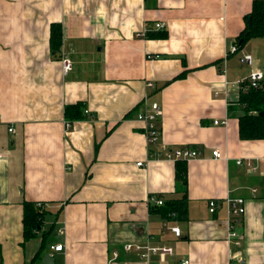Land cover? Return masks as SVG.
<instances>
[{"label":"crops","instance_id":"0c3cea01","mask_svg":"<svg viewBox=\"0 0 264 264\" xmlns=\"http://www.w3.org/2000/svg\"><path fill=\"white\" fill-rule=\"evenodd\" d=\"M154 1L0 0V264H44L46 254L54 264H264V139L238 130L246 79L264 74V36L229 48L253 0ZM156 22L166 36L146 38ZM76 102L87 113L67 127L64 107ZM152 103L160 133L148 144L138 114ZM161 146L201 153L187 161L184 221L148 202L181 196L175 162L149 158ZM227 197L245 201L233 225L240 245L227 236ZM25 202L46 210L26 239ZM146 246L171 252L144 257Z\"/></svg>","mask_w":264,"mask_h":264},{"label":"trees","instance_id":"16d2710c","mask_svg":"<svg viewBox=\"0 0 264 264\" xmlns=\"http://www.w3.org/2000/svg\"><path fill=\"white\" fill-rule=\"evenodd\" d=\"M149 0H145V2ZM155 4L154 0H150ZM251 18V25L239 35L236 44L241 46L250 37L264 36V0H253L251 11L247 14ZM144 36L146 38H163L165 30H154L151 26L146 27ZM62 44L61 27L58 23L50 26V49L55 55L60 52ZM240 106L243 114L238 118L239 137L241 139H264V90L263 87L250 88L246 93L240 95ZM86 109L82 102L67 104L64 107V117L67 121H76L85 118ZM176 193L180 197L171 195L167 197L164 204L155 207V210L165 220L184 221L187 219V162L185 160L175 161ZM45 209L37 206L36 202H25L23 213V236L30 238L34 232L41 228Z\"/></svg>","mask_w":264,"mask_h":264},{"label":"built area","instance_id":"2783aa9c","mask_svg":"<svg viewBox=\"0 0 264 264\" xmlns=\"http://www.w3.org/2000/svg\"><path fill=\"white\" fill-rule=\"evenodd\" d=\"M147 28H145L146 31ZM151 29L154 30H164V23L163 22H156L153 26H151ZM236 42H233L229 48L230 51H236L237 49ZM61 67L64 74H66L72 67L71 59L68 55L62 54L61 58ZM239 62L243 64L251 65L252 63V57L251 54L244 53L239 57ZM264 79V74L261 71L254 70L252 71L247 79L246 84L250 88H257L261 86V81ZM148 85H151V83H148ZM87 112V111H86ZM161 116V108L157 103H152L149 110H145L142 113L138 114V118L142 119L145 122V135L148 144L152 143L159 135L160 129L158 126V121ZM215 123H218L216 120ZM71 124V121H65V125L69 127ZM12 128H9V131H12ZM1 155V153H0ZM201 153L196 150L189 147H174L169 148L166 146H161L159 149H156L149 153V158H162L169 161H177V160H185L186 162L192 159H196L200 157ZM212 155L215 157H220V153L217 149L212 150ZM237 163H240V160L237 161ZM137 165H141V162H138ZM226 208H227V214H228V233L227 236L229 239H234L236 245H240L239 238L237 232L234 230V222L238 221L243 217L246 213V206L244 198L242 197H227L226 199ZM148 202L155 206H161L164 204V200L161 197H157L154 195H151L148 197ZM37 206H41L40 202H36ZM218 206L217 201L214 199L209 201V211L211 213L214 212L216 207ZM171 231L174 233L175 236H180V229L179 227H171ZM132 244H126L124 245L123 249L128 250L132 247ZM51 248L54 251H60L62 249V244H56L51 246ZM138 249L139 246H136ZM146 252H144L143 256L148 257L150 253L152 254H158L161 258H163L164 254L170 253L171 248L164 246V247H145ZM118 255L117 251H113L112 257L116 258ZM179 264H189L187 259L180 260Z\"/></svg>","mask_w":264,"mask_h":264},{"label":"water","instance_id":"95a60500","mask_svg":"<svg viewBox=\"0 0 264 264\" xmlns=\"http://www.w3.org/2000/svg\"><path fill=\"white\" fill-rule=\"evenodd\" d=\"M250 25H251V18L249 17L248 20H247V26L249 27ZM42 261H43L44 264H54V258L50 254H46L43 257Z\"/></svg>","mask_w":264,"mask_h":264},{"label":"rangeland","instance_id":"374dc122","mask_svg":"<svg viewBox=\"0 0 264 264\" xmlns=\"http://www.w3.org/2000/svg\"><path fill=\"white\" fill-rule=\"evenodd\" d=\"M46 218H47V216H46ZM50 224H51V223H49V225H48V228H49V229H50V226H51ZM51 230H52V228H51L49 231H51ZM53 235H54V233L50 234L49 237H51V236H53Z\"/></svg>","mask_w":264,"mask_h":264}]
</instances>
